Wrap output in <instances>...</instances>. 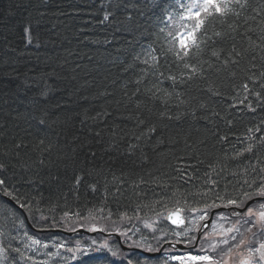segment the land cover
Segmentation results:
<instances>
[{"label":"trees","instance_id":"1","mask_svg":"<svg viewBox=\"0 0 264 264\" xmlns=\"http://www.w3.org/2000/svg\"><path fill=\"white\" fill-rule=\"evenodd\" d=\"M93 1L107 3L109 0ZM87 3V0H0V98L6 92L25 98L27 87L42 82L47 83L53 91L50 94L55 95L37 103L31 117L25 120L16 119L8 111L0 116V164L4 165L0 169V180L13 178L16 185H25L23 188L14 185L13 189L0 185V239L8 264H18L22 256L36 258L26 247V236L18 243L9 233L8 220L15 218L10 210L14 208L12 203L26 205L24 209L31 227L43 229L54 227V223L59 222L54 219H70L75 214L83 217L90 211L105 213L109 207L113 213L128 210L140 221L159 219L172 209L186 212L193 207L204 209L209 202L221 207L227 205L230 198L245 199L243 193L252 192L256 187L244 184L245 179L251 182V176L255 175L250 167L256 163L254 156L245 154L235 160L231 157L245 146L237 142L236 137L243 139L244 135H252L247 129L259 126L262 131L255 135L264 134V88L260 87L264 80L259 79L261 61L257 59L254 62L257 68L252 69L256 73V83L239 70L234 78L222 73L216 81L221 92L219 96L201 91L203 82L189 89L194 99L182 106L181 111L195 112V116L189 114L179 123L159 121L157 115L163 106L158 100H150L145 88L156 85L171 91V82L166 77L170 73L178 76L180 68L173 58L154 48L152 42L157 41L152 33L154 16L149 8L143 7L145 0H126V4L130 3L137 11L116 17L111 27L102 26L99 11L94 13L92 24L87 19ZM249 3L251 7L244 15H256L252 8L264 4V0H249ZM260 19L261 16H257V21ZM242 21L243 16L237 23ZM249 24L257 27L256 21H249ZM25 25L30 27L34 37L31 44L35 49L25 47ZM220 27L219 24L217 28ZM248 35L256 39L259 32ZM231 43L229 41L226 47ZM236 43L239 47L246 46L247 42L238 36ZM94 45L107 51L108 56L97 54ZM157 47L161 46L157 44ZM149 53L159 58V72L163 76L159 72L154 75V70L143 71L146 68L143 60L151 64ZM141 77L143 82L137 84ZM244 83L248 84L247 95L242 87ZM186 88L177 85L176 91L185 92ZM137 102L141 104L140 109L136 108ZM200 104L205 107L200 108ZM176 112L172 108V113ZM40 118L47 121L42 127L38 125ZM60 118L65 119L62 124ZM72 118L77 119L73 125L81 127L68 134L71 142L61 144L48 134L58 131ZM138 118L145 119V124H138ZM153 123L158 132L149 134L148 127ZM43 128L48 146L40 144L38 137ZM222 136L228 139L221 140ZM16 144L23 146L16 148ZM128 144L135 145V149H130ZM45 146L55 148L49 152L45 151ZM259 154L264 156V149ZM217 161V171L220 172L221 167L224 171L219 176L213 174L212 178L224 180H218V185L206 198L190 195L197 192V188L207 190L211 187L210 183H205V172L210 171L209 163ZM189 164L193 167H187ZM115 172L131 176V179L120 177L123 182H118L112 176ZM233 172L236 175H232ZM74 174L84 177L78 188L72 184ZM188 176L193 178L188 180ZM97 184H104L105 188L97 189L99 193L89 197L90 186L100 187ZM5 192L12 195H5ZM26 192L32 193V197L24 198ZM217 194L224 199H217ZM104 198L114 204H107ZM28 199L33 202L31 206L26 203ZM77 207L83 211L76 213ZM18 217L24 223L20 214ZM26 230L27 236L31 235L27 226ZM14 244L19 252L13 251ZM83 264L92 263L85 260Z\"/></svg>","mask_w":264,"mask_h":264},{"label":"snow or ice","instance_id":"2","mask_svg":"<svg viewBox=\"0 0 264 264\" xmlns=\"http://www.w3.org/2000/svg\"><path fill=\"white\" fill-rule=\"evenodd\" d=\"M164 5H167V8H164ZM144 8H164V11L167 15L169 21L176 20L178 21L179 28H182L183 31H169L167 36L169 39L170 47L167 49V53H170L176 62V66L180 68L179 75L169 74L166 79L171 82V91L167 89H160L156 85H153L151 88H145V94L152 101H160L163 106V110L158 112L157 119L159 121L164 120H175L178 123L184 120L189 114L195 116V112L189 113L188 111H181V107L189 105L191 100L194 99L190 95L189 89L196 85L199 87L200 82L204 83V87L201 88V91H205L213 96L221 95L219 91V85L216 81L220 78L222 73H227L229 77L234 78L237 75V70L243 72L247 79L256 83L257 77L256 73L252 69L257 68L256 63L257 59L261 61V66L259 68V79L264 80V4L259 5L256 8H252V11L256 15H244V13L251 7L249 0H189L185 3L184 0H172L169 3V0H160L158 4H151L150 0H145L143 5ZM168 8H171V11H168ZM243 16L242 23H237ZM257 16H261V19L257 21ZM108 19V15L104 16V20ZM249 21H256L257 27H253L249 24ZM217 23L221 27L217 28ZM247 25L246 28L244 26ZM243 29V31H241ZM161 32H164V29H160ZM259 32V35L256 39H253L248 33ZM26 38L29 44L33 43L34 37L31 35L29 28H25ZM243 37L246 40V46L241 45L237 46V37ZM229 41H232L230 47H226ZM154 51V50H153ZM151 64L149 60L145 59L142 61L146 65V68L143 70L145 72L149 70H154L153 74L159 72V58L152 56L149 53ZM137 60L140 58L137 56ZM182 65V67H181ZM160 76H163L162 72H159ZM143 82V77L137 79L136 83L141 84ZM177 85L187 86L185 92H177ZM245 91H248V84L244 83L242 85ZM260 87L264 88V82L260 83ZM155 89V90H154ZM139 92V88L137 89ZM163 93L160 95L159 93ZM41 96H46V91H41ZM259 96V93H256ZM187 96V98H184ZM173 101H175L173 103ZM242 103V101H241ZM200 108H204V104L199 105ZM136 108L140 109L141 104L137 102ZM172 108H175L177 112L172 113ZM149 112L152 109H148ZM255 111V109H252ZM47 115V114H46ZM110 115V114H109ZM218 115V113L216 114ZM145 119L138 118V124H145ZM40 125H45L47 123L46 119L40 118L38 120ZM231 121H229V124ZM167 126V125H165ZM261 128L258 126L255 129H247L248 133L252 135H244L243 139L240 136L236 137L237 142L243 143L245 146L242 150L237 151L231 159H239L245 154L254 156L256 163L250 165L251 173L255 175L251 176V182L249 179L244 180L249 188H252L253 185H256L255 190L252 192L245 191L243 196L245 199L238 200L236 198H230L227 200V205L225 206H235L236 208H242L248 200H252L253 197L264 198V156L259 154L261 149H264V134L257 137L255 133L261 132ZM158 129L155 123L150 124L148 127V133H157ZM99 135V133H97ZM115 135V133H113ZM137 140L140 139L139 136L136 137ZM221 140H227V136L220 137ZM44 141L41 140L40 144H43ZM163 143V141H161ZM202 143V142H201ZM22 144H16V148L22 147ZM135 145H129V148L134 150ZM94 156L95 153H92ZM227 159V154H225ZM43 163V161H40ZM203 163V161H199ZM219 161L214 163H209L207 165L210 171L205 172L207 179L205 180L206 184H211L206 191H197L195 193H190L193 196H207L208 192L213 191V189L218 185V180L213 179V174L219 176L220 172L224 171V167L220 168V172L217 171V164ZM187 167H193L192 165H187ZM4 168L3 164H0V169ZM178 171L184 172L183 169ZM236 175L235 172L231 173ZM245 174L248 175V170L245 169ZM91 175V173H88ZM83 176L74 174L72 178L73 187H77L83 181ZM193 177L188 176V180H191ZM259 181V182H258ZM187 182V181H186ZM141 183H144L141 179ZM4 181L0 180V185H3ZM92 191H96V186L91 185ZM119 191V188H117ZM5 195L11 196L12 193L5 192ZM217 199L223 200L224 197L217 194ZM215 203L207 204L205 203L204 209H211L219 207ZM21 208H25L26 205L20 204ZM191 212L201 211L198 208H191ZM183 209H177L174 212H170L167 219L171 221L173 225L181 226L185 223V218L181 215ZM65 217L68 216L66 212ZM78 215V214H77ZM207 213L200 216V219H205ZM232 215L236 216L238 219L236 224L233 227L226 230L224 233L225 238L219 242H213L211 234L204 238L207 243L208 248L213 252H216L220 245H229L227 251L221 249L218 256L207 255V254H189L187 256H174L173 259L179 261V264H228V260L225 257H230L233 252V247L240 249L241 247H246V255L243 253L240 254L239 264H264V203H260L259 209L254 210L252 207H248L246 213L233 212ZM224 218V217H221ZM146 228L152 227L150 224L145 223ZM241 228L244 229L241 232ZM255 229V231H254ZM74 230V229H73ZM91 231H97L95 227L90 229ZM238 234L229 235V234ZM2 234V233H0ZM179 235L180 233H175ZM246 234H250L251 239L248 238ZM187 235V233H185ZM32 245H38L41 243L38 239H32ZM196 240L195 237L191 238L188 243L191 244ZM230 241H234V245H230ZM255 241V243H253ZM58 248H63V244L56 245ZM106 246V245H105ZM43 247H48L47 244H44ZM78 250V249H77ZM147 250L149 252L156 251L150 245ZM203 250V245L201 247ZM5 249L0 248V255H3ZM15 252H19L20 249H13ZM69 252H72L73 249L68 248ZM57 255L59 253H56ZM29 259H32L29 257ZM35 264V262H34ZM45 264V262H41Z\"/></svg>","mask_w":264,"mask_h":264},{"label":"bare ground","instance_id":"3","mask_svg":"<svg viewBox=\"0 0 264 264\" xmlns=\"http://www.w3.org/2000/svg\"><path fill=\"white\" fill-rule=\"evenodd\" d=\"M87 2L88 3L86 5L87 6L86 9L88 10V13H89L87 16L88 17L87 19L93 24L95 20L94 13L96 11H99L100 22L102 26H105L108 24L111 27L112 24L114 25L116 23L117 21L116 17H121V14L137 11L133 5L126 4V0H120V1L119 0H109L107 3H99L93 0H87ZM156 2L157 0H150V3L153 5L156 4ZM171 2L172 0H169V3ZM184 2L187 3L189 2V0H184ZM167 7H168L167 5H164V8H167ZM164 8H156V9L149 8L148 9L151 15L154 16V20L152 21V23L154 24L152 33L154 34L155 39H157V41L152 42V44L154 48L158 50V52H161V54L163 52L165 55L175 60V58L170 53H167V49L168 47H170V44H169L170 38L167 36V34L170 28L173 31H183V29L179 28L178 21H176L175 19L172 21H169L167 19V15L164 11ZM171 10H172L171 8H168V11H171ZM106 14L108 15V19L104 20V16ZM218 25L219 23H217L216 26ZM26 27L29 28L30 30L29 25H25L24 29ZM161 28L164 29V32L160 31ZM23 36L26 42L25 47L29 46L35 49L34 45L28 43L25 30L23 31ZM148 43L150 44V42ZM157 44H159L161 47L158 48ZM94 49L96 50V53L99 54L101 57L108 56L107 51L100 50L99 47H96V46ZM9 84L10 82L7 83V85ZM26 89L28 90V96H26L25 98L20 97L18 93H17L18 96L17 95L15 96L9 92H6L4 96H1L0 98V116L1 117L5 115V111H8L11 114H13L16 119L25 120V118L31 117V113L33 111L32 109H35V107L37 106L36 105L37 103L43 102L44 100H47L49 98L51 99V97L55 96V95L50 94L53 92L51 91L52 88L47 83H44V82L40 83V85L35 84V86H33L32 88L27 87ZM41 91H46L47 95L41 96L40 95ZM247 93L248 91H246V95ZM76 120L77 119L72 118V120L69 123L62 125L58 131L54 133H48V134H50L51 137H53L55 141H58L61 144L71 142L69 140H71L72 138H67L68 134L69 135L73 134L72 132L74 128L79 129V127H81L79 124L73 125V122H75ZM59 121L61 123V122H64L65 119L60 118ZM38 125L39 127H42V125L40 124ZM42 130L43 131H40L38 133V137L40 141L43 140L44 141L43 144H45L47 143L46 142L47 135H46L44 128ZM47 146H48V143H47ZM47 146H45V151L48 150L49 152H51L56 146H58V144H56L53 149L52 148L48 149ZM112 176L118 182H123V180H121L120 177H124L127 180L131 179V176L130 177L125 176L123 174H119L116 172L112 173ZM217 179L220 182V180H222L223 178H217ZM4 184L6 185V188L8 187V188L13 189L14 188L13 186L16 185V182L13 178L12 179L8 178L7 180L4 181ZM16 186H18L19 188H23L25 185L18 183ZM98 186L100 187L96 186V190L105 188L104 184H100ZM121 186L123 185L121 184ZM197 191L202 192L206 190H204L203 188H197ZM98 193L99 192L97 191H89L87 195L90 197L92 195H97ZM23 197L30 198L32 197V193L26 192L25 195H23ZM194 197H199V196H194ZM203 198H206V196H203ZM104 201L107 204L108 203L114 204L112 200H108L107 198H104ZM210 201H212V199ZM26 203L31 206V203L33 202H31L28 199ZM260 203H264V198L253 197L252 200H248L245 203V206L247 205L245 208H238L236 211L240 213H246L248 207H253L254 210H258L259 207L258 208L254 207V205H257ZM207 204H212V203L209 202ZM12 205L14 208L10 210L15 218L14 220L10 221V225H9L10 232L9 233L12 237H16L18 243L21 241V237L23 233L25 232L26 226H27V228L31 232V235L26 236L27 240L31 241L29 237L34 239V237L44 238L45 235L55 236L56 238H58L57 245L63 242L64 247L58 248L61 252L63 251V253H66L69 256H73V255L78 256L76 259L68 260V261H71L73 264H83L85 260L91 261L92 264H140L139 262L140 251L137 250L132 244L133 241H137V239L135 238L136 233H133L132 230L130 231V230L125 229L124 224L129 223V222L138 223L141 221L139 220L138 216H135V215L131 216V213H129L128 210L123 209L117 213H113L110 207L108 206L109 210L106 211L105 213H102V212L96 213L95 211H90L86 213V215H84L83 217H80L79 214L78 215L75 214L70 219H65V218L54 219L53 218L54 220L59 221L57 223H54L56 224L54 227L36 229L34 227H31V225L29 224L28 215L25 209L21 208L20 205L16 203H12ZM222 207L224 210L225 207L224 206ZM78 208L79 207L76 208V211H77L76 213H81V211L83 210L78 209ZM27 210L30 211V207H28ZM137 210L138 209H135L134 211H137ZM5 211H6V208H5ZM172 211H176V210L172 209ZM212 211H214L213 213L218 212L216 208L201 209V212L203 214H205L206 212L207 215L208 213H211ZM33 212L35 213V209L33 210ZM39 213H40V210H39ZM227 213L228 212H224V214H227ZM18 214L22 216L25 224L20 221ZM213 224L214 222H211V221H205L203 223L201 228H204V233H203L204 237L209 234L211 235L212 234L216 235V233L217 235L221 234L220 232H218V230L216 231L213 229ZM93 227H95L97 231H91L90 229H92ZM231 227L233 226L228 225L223 229L222 234L224 238H225L224 233L226 232L227 229ZM233 234L235 233H232L229 235H233ZM105 241H108L110 243L111 245L110 249L106 250L105 247L103 246V243H106ZM234 244L235 242L233 241L230 242V245H234ZM0 247H3L1 239H0ZM189 247L191 249L197 248V246L195 247L189 246ZM68 248L73 249V251L69 252ZM100 249L101 251L99 252L98 250ZM29 250H30V254L36 257L30 260V264H34V262L35 264H41V263H38L40 259L38 258L36 251L32 248H30ZM44 250L46 252H54L55 246L48 245V247H46ZM78 254H80L81 256L79 257ZM62 259H63V256L61 254L60 260ZM18 264H27V263H20L18 261Z\"/></svg>","mask_w":264,"mask_h":264},{"label":"rangeland","instance_id":"4","mask_svg":"<svg viewBox=\"0 0 264 264\" xmlns=\"http://www.w3.org/2000/svg\"><path fill=\"white\" fill-rule=\"evenodd\" d=\"M128 4H130V3H128ZM169 31H173V30H171V28H170ZM55 127H57V125ZM259 205L260 204L254 205V207L258 208ZM187 212H191V211L188 210ZM99 213H101V212H99ZM193 213H191V215L188 214V217H186V226L184 228H181V229H169V230L166 229L165 226L162 225V224H164V223H162L163 215L161 217H159V219H147V220L143 219L141 221V223L143 225H138L136 222H131V223L129 222V223H125L124 227H125V229H128L130 231L132 230L133 233H136L135 238L137 239V241H133V242L138 243L140 245V247L143 248L144 250H147L149 245L153 249H157L158 244H160V243L162 244L164 241H167V240H169V241H182V242L186 243L188 246L193 247L197 244V241L194 240L193 243H191V244H189L188 241L193 237L196 238V233H197L198 229L200 228V225L202 224V222H201L202 220L200 219V216L204 215L202 212H193ZM221 217H224V218H221ZM237 219L234 222H232V221L228 220V218L226 216H224L223 214L216 215L214 218L213 229L216 231L218 230V232H220L221 234H218V235H217V233H216V235L212 234L211 235L212 241L215 243V242H219L220 240H222L221 237H222L223 229L228 225H231V226L235 225ZM12 220H14L13 217H10L8 222L12 221ZM145 223L150 224L152 227L146 228ZM159 224L162 226L160 227ZM214 225H215V227H214ZM243 231H244V229L241 228V232H243ZM26 233H27V230H25L21 239H24V236H27ZM175 233H180V234L176 235ZM185 233H187V235H185ZM246 235L248 236L249 239H251L250 234H246ZM206 236H208V235H206ZM205 237L202 234L201 240L198 241L197 250L199 253H202V250H201L202 245L204 246V248L211 251L214 254V256H218L221 249H223L224 251H227L229 245H222L221 244L220 248H218L216 252H213L210 248H208L207 243L204 240ZM239 238L240 237L237 234V239H239ZM34 239L40 240L41 243L38 245H32L31 241L27 240L26 241V247L28 250L30 248H32L36 251L38 258L40 259L38 263L45 262V264H67L68 262H70L68 260L76 259L78 257L77 255L69 256L66 253H63V251L61 252L58 249V247H56V245L58 244V242H57L58 238H56L54 236L45 235L44 238L34 237ZM105 242L106 243H103V246L105 247V249L106 250L110 249V247H111L110 243L108 241H105ZM230 242H232V241H230ZM253 243H255V241H253ZM44 244L54 245L55 251L54 252H46L44 250L45 247H43ZM60 244H63V242H61ZM35 246H37L39 248V250ZM246 247L247 246L240 248V251L243 254H246ZM0 248H2V247H0ZM13 248L16 249L18 247H17V245L14 244ZM3 249H4V247H3ZM235 250H239V249H236L233 247V252H235ZM98 251L100 252L101 249ZM233 252H232V254H233ZM56 253H59V254L57 255ZM61 254L63 256L62 260H60ZM78 255H79V257L81 256L80 254H78ZM185 255H189V252L182 254V255H178L175 253H171V250L166 249L163 252L162 258L159 259L156 264H179V261H177V260H176V262H172V258L174 256H185ZM230 257H228L227 259H230ZM30 260L31 259H29L28 257L22 256V257H20L19 262L30 264ZM64 261H66L67 263ZM0 264H8L7 258H6V252H4L3 255H0ZM141 264H154V261H150L148 259L147 260L143 259V260H141Z\"/></svg>","mask_w":264,"mask_h":264},{"label":"flooded vegetation","instance_id":"5","mask_svg":"<svg viewBox=\"0 0 264 264\" xmlns=\"http://www.w3.org/2000/svg\"><path fill=\"white\" fill-rule=\"evenodd\" d=\"M222 233H223V231H222ZM221 239H224L223 234H222ZM241 253L242 252L240 251V249L239 250H235V252H233V254L231 255L230 259H227L228 258L227 256L225 257V259L228 260V263L229 264H239V259H240V254ZM203 254L213 255L214 256V254L211 251H209L208 249L204 248V246H203V253H202V255ZM244 255H246V254H244Z\"/></svg>","mask_w":264,"mask_h":264},{"label":"water","instance_id":"6","mask_svg":"<svg viewBox=\"0 0 264 264\" xmlns=\"http://www.w3.org/2000/svg\"><path fill=\"white\" fill-rule=\"evenodd\" d=\"M247 206V205H246ZM245 205H244V207L243 208H245L246 207ZM172 212H174V211H172ZM213 212L214 211H212L211 212V214H213ZM238 212V211H237ZM170 214V212H168L167 214H166V222L170 225V226H172V227H181V226H183V225H181V226H177V225H173L172 223H171V221L170 220H168L167 219V217H168V215ZM164 247H172V248H174V249H178V250H182L184 247L181 245V244H174V243H165V244H163V246L161 247V250L164 248ZM160 253V252H159ZM158 254V253H157ZM147 255H149V256H151V255H153V254H147Z\"/></svg>","mask_w":264,"mask_h":264}]
</instances>
